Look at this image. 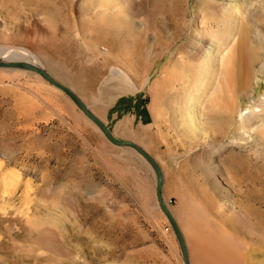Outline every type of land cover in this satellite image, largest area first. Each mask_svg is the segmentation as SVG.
Segmentation results:
<instances>
[{
    "label": "rangeland",
    "instance_id": "374dc122",
    "mask_svg": "<svg viewBox=\"0 0 264 264\" xmlns=\"http://www.w3.org/2000/svg\"><path fill=\"white\" fill-rule=\"evenodd\" d=\"M231 26L237 42L247 34L249 73L236 53L242 82L222 71L207 88ZM4 45L31 50L85 102L104 104L97 115L116 137L156 157L192 264H246L251 250L264 264V0H0ZM116 67L132 90L113 94ZM224 202L240 214L233 244L219 229ZM207 219L216 235L187 236ZM239 241L252 242L245 261ZM0 264H184L150 165L22 68L0 67Z\"/></svg>",
    "mask_w": 264,
    "mask_h": 264
},
{
    "label": "bare ground",
    "instance_id": "6f19581e",
    "mask_svg": "<svg viewBox=\"0 0 264 264\" xmlns=\"http://www.w3.org/2000/svg\"><path fill=\"white\" fill-rule=\"evenodd\" d=\"M232 16H234V15H232ZM233 35L235 36V28H234V26H231L229 29V34L224 37L223 42H222V43H225L227 46L230 45V48H229L230 50L226 54L227 56L223 57V60L221 62L222 63L221 71H220V69H218L215 72V74H212V73H214V70L212 69L214 61H213L211 51H209L206 54V56L203 60V65L207 69V73H209L210 75L212 74L211 79L209 81L206 78L203 81L207 88L210 87L212 79L215 80L213 78V75L215 76L217 74H222V71L229 72L231 74L232 81H235V77H237L242 82V80L240 78L242 73L240 74L241 69H240V67H238L240 65L238 64V61L236 59V53H241V54H242V52L244 53V55H245L244 57H246V67H244V68H247L248 73H249L250 64L252 62V59L254 60L255 56L253 55V57H252V53L250 52L251 50L248 47L247 40H246L247 34L245 33V31L242 30L241 34H240L241 36H240L238 42L235 40ZM235 41H236V43H235ZM212 53H214V50ZM0 57L2 59H5V60L27 61V62H30L34 65H38L40 67H43L45 69L44 64L39 60L38 56L35 53H33L31 50L24 48V47H15V46H10V45L0 46ZM112 71H113V75H112L113 79L116 80V82H114V84H112L114 86V88H112L113 94L116 92L123 93V92L129 91V90H132V88L129 86V81L132 78H131V75L126 70H124L120 67L119 68L116 67ZM243 72H245L244 75L247 74L246 69ZM217 78H218V76H217ZM246 78H248V76ZM219 79H221V78L219 77ZM235 86H236L235 83H233V85H231V91H232L231 93H233V91L235 90V88H236ZM186 90H187V88H186ZM199 90H200V88H195V89L193 88L191 90V94L193 96H192V98H190V100H192V103L195 101L194 100L195 99V97H194L195 93L196 92L199 93ZM224 91L226 94L225 89H224ZM233 94L230 95V93H229V95H227L228 96V106H230L232 104L231 99L233 98ZM88 106L96 115L97 114H103L104 109H105V106L102 103L96 105L95 107H92L90 104H88Z\"/></svg>",
    "mask_w": 264,
    "mask_h": 264
},
{
    "label": "water",
    "instance_id": "95a60500",
    "mask_svg": "<svg viewBox=\"0 0 264 264\" xmlns=\"http://www.w3.org/2000/svg\"><path fill=\"white\" fill-rule=\"evenodd\" d=\"M0 67L22 68L42 75L51 84L64 91L82 110V112L92 122H94L97 125V127L103 132L105 137L111 143L133 150L134 152L138 153L150 165V167L153 169L156 175V197L158 200V204L162 209V211L165 213L166 217L168 218L171 226L173 227V230L180 244V248L184 259V264H191L188 246L186 243L184 233L178 223V220L176 219L173 213V210L168 206L164 198V194H163L164 171L160 162L156 159V157H154L151 153H149L145 148H143L138 143L128 139H122L116 137L114 133L111 131L110 127L89 108L88 104L80 97L78 93H76V91H74L71 87L56 79L50 72H48L43 67L34 65L30 62L23 60H5L2 59L1 57H0Z\"/></svg>",
    "mask_w": 264,
    "mask_h": 264
},
{
    "label": "crops",
    "instance_id": "0c3cea01",
    "mask_svg": "<svg viewBox=\"0 0 264 264\" xmlns=\"http://www.w3.org/2000/svg\"><path fill=\"white\" fill-rule=\"evenodd\" d=\"M162 166V165H161ZM163 168V167H162ZM163 171H164V169H163ZM164 185H165V175H164ZM226 202H224V203H222V208H223V210L225 211V213H224V215H225V219H224V221H223V223H224V225H223V228H220L219 227V229H221V233H225V238H226V240L228 241V243H230V244H233V241H232V238H229V236H231L232 235V233H230L231 231H229L228 229L229 228H231L232 227V225H233V227H235L236 228V223H235V221H238V219H239V217H240V214L239 213H237L238 211L236 210V208L235 207H233V208H231V207H228V206H226ZM174 213V212H173ZM174 215H175V213H174ZM175 217H176V215H175ZM215 218V217H214ZM176 219L178 220V218L176 217ZM194 222V221H193ZM178 223H179V225H180V227H181V229H182V231H183V233H184V236H185V239H186V243H187V246H188V251H189V257H190V247H189V244H188V239H187V237H186V234H185V232H184V230H183V228H182V225H181V223H180V221L178 220ZM194 223H197V224H199L200 225V229H201V231H199V230H197V232H196V229L194 228V232H192V231H190V233H187V236L189 235H200L201 236V244H203L204 243V241H205V239H204V235H205V232H204V230H207V233H206V235L207 234H215L216 235V230H217V228L215 229V228H212V226L211 225H209V223H208V219H207V224H204V223H201V221H198V222H194ZM201 223V224H200ZM251 225H252V222H251V220L249 219V221H248V226H249V229H251ZM207 227H209L208 229H207ZM188 228H189V226H188ZM190 230L192 229L193 230V228H189ZM240 242V244L242 245V244H244V247H243V245H242V247H243V254L241 255V259L242 260H244L245 261V259H244V253H245V247H246V245L248 246V247H251L252 248V242H250V241H239ZM250 253H249V258H248V262H246L245 261V263L246 264H252V262H255V260H252V250L251 251H249ZM256 255V254H255ZM203 258H208V259H211L212 257H210L209 255L208 256H206V257H203ZM192 264V263H191Z\"/></svg>",
    "mask_w": 264,
    "mask_h": 264
}]
</instances>
